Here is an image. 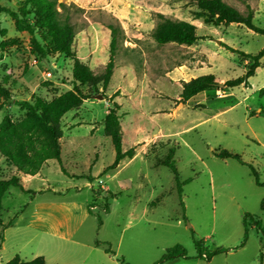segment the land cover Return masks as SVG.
Masks as SVG:
<instances>
[{"label":"rangeland","instance_id":"obj_1","mask_svg":"<svg viewBox=\"0 0 264 264\" xmlns=\"http://www.w3.org/2000/svg\"><path fill=\"white\" fill-rule=\"evenodd\" d=\"M56 1L69 6L72 49L94 73L108 60L106 24L119 27L115 66L105 89L80 86L89 97L61 119L60 159L47 160L23 179L22 188L9 186L2 197L0 264L15 255H41L47 264H153L175 244L188 257L161 264H264L261 231L249 224L243 242V214L264 221V55L247 85L175 101L182 83L193 77L212 73L224 82L241 75L246 62L222 43L254 54L264 47V34L244 24H206L195 18L197 7L188 0ZM223 1L244 13L251 6L252 22L264 28L263 0ZM158 13L194 23L200 38L189 46L157 44L152 30ZM1 29L23 41L0 50V81L10 93L0 120L8 115L17 121L25 110L16 101L49 100L72 88V61L50 50L44 57L34 52L28 33L17 32L4 12ZM114 92L122 149L134 146L135 154L107 169L115 151L103 120ZM169 148L185 182L180 197L172 170L160 162ZM221 149L242 161L216 156ZM13 171L0 155V175ZM196 239L209 250H226L209 260L194 257Z\"/></svg>","mask_w":264,"mask_h":264},{"label":"trees","instance_id":"obj_2","mask_svg":"<svg viewBox=\"0 0 264 264\" xmlns=\"http://www.w3.org/2000/svg\"><path fill=\"white\" fill-rule=\"evenodd\" d=\"M12 3L14 8L3 4L0 1V12H4L13 20L14 28L17 32H26L29 35L28 45L41 57L50 50L63 55L72 61L71 75L72 88L68 89L49 100L42 97H34L32 100H18L16 104L25 110L24 116L14 121L8 115L0 120V155L4 157L8 166L14 170L9 176L0 175V209L1 199L9 186L22 188V174L34 175L39 172L43 163L49 159H60L61 148V119L66 112L77 109L89 95L81 89L80 86L85 85L88 88L96 89L101 86L103 89L109 83L115 66L114 55L117 44V34L119 27L113 23L106 24L109 29L108 43V60L104 68L99 73H94L92 69L83 62L73 51L72 45L74 41V28L70 19L69 6L63 2L57 3L56 0H5ZM193 2L197 10L194 12L195 18L201 17L206 24L229 25L231 23L244 24L255 32L263 33L264 28L256 26L253 22V9L247 5V11L241 12L236 7L224 2L223 0H188ZM58 6L60 9H58ZM158 22L152 30L154 41L159 44L176 43L183 45H192L199 35L197 34V26L187 20L171 18L158 13ZM0 50H4L7 46L22 43L18 37H5V31L0 30ZM231 52L239 54L242 60H246L244 71L241 75L227 79L221 86L226 89L238 85H247L248 77L253 75L256 68L261 63L264 55V47L258 52L245 53L239 49H235L225 43H222ZM220 85L214 74H203L193 77L182 83L181 89L175 99L177 103L186 102L193 95L206 90L219 89ZM118 93L114 92L110 97L111 107L105 114L103 120V131L112 142L115 151V157L111 165L107 169H112L124 158H131L134 154V146L122 149V132L119 123V115L116 110L119 104L113 101V97ZM104 96V95H103ZM10 99L9 89L4 81H0V108ZM14 102V101H13ZM264 113V109H261ZM218 157H233L238 161H242L241 157L232 151L221 149L215 151ZM173 150L169 148L166 156L161 159V163L168 166L173 174L175 186L179 197L182 192L184 181H180L176 166L172 160ZM251 174L257 185H262L259 181L257 171L250 165ZM260 207L264 210V200ZM108 211V205L104 207ZM253 224L257 231H261L262 247L264 246V221L250 213L243 214L244 236L243 242L247 238L248 225ZM0 225L4 223L0 217ZM7 225H10L8 223ZM196 254L194 257L205 258L209 260L213 255L225 251L223 247H217L209 250L202 245V241L196 239ZM113 253L109 246L106 249ZM262 255V254H261ZM260 255V256H261ZM187 258L185 248L181 244H175L166 249L160 261L153 264H161V261H167L174 258ZM4 264H47L43 256L39 255L30 260H23L15 255ZM69 264V263H55ZM120 264H129L123 262Z\"/></svg>","mask_w":264,"mask_h":264},{"label":"water","instance_id":"obj_3","mask_svg":"<svg viewBox=\"0 0 264 264\" xmlns=\"http://www.w3.org/2000/svg\"><path fill=\"white\" fill-rule=\"evenodd\" d=\"M218 84L221 86L222 84H223V82H218ZM93 97H96V98H98V99H101V98H103V96L101 95V94H94V95H92Z\"/></svg>","mask_w":264,"mask_h":264},{"label":"crops","instance_id":"obj_4","mask_svg":"<svg viewBox=\"0 0 264 264\" xmlns=\"http://www.w3.org/2000/svg\"><path fill=\"white\" fill-rule=\"evenodd\" d=\"M263 4H264V0H263ZM250 7H251V6H250ZM251 8H252V7H251ZM253 11H254V10H253ZM106 32H107V34H108V31H107V30H106ZM245 62H246V60H245ZM133 156H134V155H133ZM133 156H132V157H133ZM132 157H131V158H132ZM26 176H30V175H28V174H22V175H21V179H22V181H23V179H24Z\"/></svg>","mask_w":264,"mask_h":264}]
</instances>
